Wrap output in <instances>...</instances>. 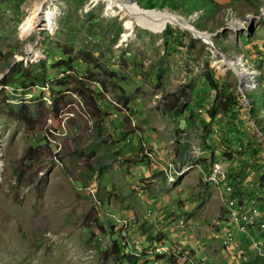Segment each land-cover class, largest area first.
<instances>
[{
  "label": "rangeland",
  "instance_id": "obj_1",
  "mask_svg": "<svg viewBox=\"0 0 264 264\" xmlns=\"http://www.w3.org/2000/svg\"><path fill=\"white\" fill-rule=\"evenodd\" d=\"M40 1L0 0V264H131L129 254L132 264H153L161 256L148 251L163 245L188 264H264L245 238L259 239L250 229L233 238L231 204L209 182L198 178L200 188L179 197L184 178L151 174L155 160L140 147L154 142L160 163H196L203 173L216 159L228 172L248 161L238 173L264 192V0H148L155 9L134 0L208 41L170 23L160 32L126 30L93 0H51L53 31L22 32ZM29 45L41 57L31 58ZM210 77L235 102V116L218 112L209 121ZM195 146L207 156L197 157ZM145 193L190 206L141 227L135 206ZM255 199L264 206V197ZM111 215L132 216L127 239Z\"/></svg>",
  "mask_w": 264,
  "mask_h": 264
},
{
  "label": "crops",
  "instance_id": "obj_2",
  "mask_svg": "<svg viewBox=\"0 0 264 264\" xmlns=\"http://www.w3.org/2000/svg\"><path fill=\"white\" fill-rule=\"evenodd\" d=\"M140 147L142 148V151H144V153L146 154L145 156H147L148 158H151L152 160H155V163L154 162L150 163L149 171H150L151 174L155 173L157 169H161L164 172V174H165V176H166V178H167V180L169 182H172V180L177 178V177H181L182 176L181 179L184 178L181 181V184H180L181 188L184 187V188H182L183 192L179 195V197L180 196H182V197L185 196V194L188 191L190 192L192 190V192H193V191L198 190L200 188V186L197 185L198 178L202 179V181L206 182L205 181L206 179L204 178L205 175L201 174L202 173V167H201L200 163H198L200 165V167H201L200 169H198L197 166H195V167L193 166V167H191L188 170V171H190L192 168H197L198 169L196 171L197 175H196V173H194L195 172L194 171L193 173L186 174L184 177H183V175L185 173L183 175H181V176L180 175H176V174H172V177H170L169 176V170H168L167 167H168V164L173 163L174 161H169V162L164 161V162L160 163V158H161L160 156L161 155H160V153H158L156 151V144L154 142L141 141L140 142ZM130 149L132 151H134V150L136 151V147L135 148H133V147L132 148H126V150H130ZM132 153H134V152H132ZM206 156H207V154L204 153V154L201 155L200 159H202V158H204ZM193 160L195 161L194 158H193ZM243 161H245V160L240 161L238 164L235 163V168L232 166L234 170L231 169L229 172H228L227 166L225 164V167H226V170H227V176L231 172H235V171L241 170V164H242ZM246 162H248V161H246ZM184 165H186V164H181V166H184ZM140 166L141 165L138 164V167H140ZM141 168H143V166ZM187 180H188V182H186ZM227 181L231 182L229 179ZM247 182H248V180L246 178L242 177V183H240V186H238V188L240 187V189H238V190L241 192L240 198L243 197L242 200L247 202V203H244V205L245 204L247 205L246 206L247 209L250 208L251 206L257 207V209L259 210V219L258 220L262 221V220H264V206L261 205V203L260 204L257 203V200L255 198L256 197H260V196L264 197L263 196L264 192L259 191V189H256L255 186H254L255 183L253 185L250 182H249V184ZM207 187L209 188V190L214 192L213 194H214L215 197L218 198V196H219L221 199L224 200L225 206L228 203V201L230 202L231 199L227 196V193H225V191L223 190L222 186L214 185L213 183L209 182V183H207ZM192 192H190V193H192ZM197 193H201V192H197ZM250 196L251 197L255 196V197L251 198ZM232 198H234V199H236V201L240 202L237 197H232ZM141 199H142L144 204H141V205L138 204L137 206H135V211H136V215H137L138 225H140L141 227L148 226V225H150V223H152V222H154L156 220L165 222L166 221L165 217H166L167 213H169L171 211H173V212H177L178 211L179 212L181 210H185L186 208H188V206H190L189 201H185V204L182 207L177 208L176 206H174L172 204V202H175V200H177V197H172L171 199L164 198L163 196L150 197L149 195H147L145 193V194H143L141 196ZM177 201H179V200H177ZM133 228H134V226L129 224V231L131 229H133ZM119 229H122V233L123 232H128V225L121 224V228H119ZM248 233H249V230H248V232L244 233V235L248 234ZM236 235H239V234H235V236ZM249 235H250V237H255V236L258 237L263 242V248H264V231L258 230L257 228H253V229H250ZM123 236L127 239V235L123 234ZM245 238L246 239H251V238H248L247 236ZM232 240H230V241H232ZM225 241H227V237L225 238ZM127 247H130L128 242H127ZM160 247L161 246H158V247L154 248L153 251H150V250L148 251V253H150V254L153 253L155 256L156 255H160L161 256V258L158 259V260L154 259L153 263L177 264L176 262H178L180 260V262H178L179 264H188V261L185 262V263H182L183 259H181L179 257L178 258L177 257L173 258V257L170 256V254L167 255L169 250L167 252H161V250H159L162 253V254H159L157 249L160 248ZM134 254H135V252H134ZM185 259H187L186 255H185L184 260Z\"/></svg>",
  "mask_w": 264,
  "mask_h": 264
},
{
  "label": "bare ground",
  "instance_id": "obj_3",
  "mask_svg": "<svg viewBox=\"0 0 264 264\" xmlns=\"http://www.w3.org/2000/svg\"><path fill=\"white\" fill-rule=\"evenodd\" d=\"M93 1H104L109 15H119L121 18H123V26L126 30L130 31L137 26L148 29L152 32H160L167 23H170L185 28L191 31L193 35H195L196 37H200L203 40L208 41V36H209L208 34L202 33L194 29L192 26L184 25L174 15L166 14L164 12H158V11L144 10L139 6H137L132 0H93ZM113 6H115L118 10L117 11L114 10ZM57 12H58L57 8L51 2V0H41L40 2H38L33 6V8L31 9L30 16L23 21V23L20 26V29L24 33L29 32L33 29H41L52 32L56 23L55 19L57 16ZM123 37H125V35ZM26 51L31 58L41 57L40 52L33 45L27 46ZM228 64H230V62ZM233 64L238 66L241 65L240 59H237L236 61L233 60ZM238 72H240V74H244L242 73V69L241 70L239 69ZM247 77H249V75H247ZM202 154H204V152H197V157L201 156ZM193 166L195 167L197 166V164L193 163L191 165L186 164L184 166H179V164L177 163H170L168 164L167 168L169 170V176L172 177V174H176V175L184 174ZM205 179L206 181L211 182L214 185L220 184L224 188V185L222 183L210 181L207 179L206 175H205ZM233 202H234L233 206H238L239 208H241L235 200H233ZM233 206L228 207L227 212L229 214V218L232 220V222H235L234 224L237 230L239 231V227H237V221H236L239 220V212L233 210ZM232 222L230 221L229 225H231ZM241 223H250V218L248 217V215L241 216ZM248 230L249 229H244V233L248 232ZM227 235L230 234L226 233V237ZM159 250H161V252H167L169 249L168 246L163 245L159 248Z\"/></svg>",
  "mask_w": 264,
  "mask_h": 264
},
{
  "label": "built area",
  "instance_id": "obj_4",
  "mask_svg": "<svg viewBox=\"0 0 264 264\" xmlns=\"http://www.w3.org/2000/svg\"><path fill=\"white\" fill-rule=\"evenodd\" d=\"M193 153L197 152H204L207 154V151L204 150L201 147L195 146L192 148ZM202 174H205L207 176V179L210 181L214 182H219L224 185V189L227 192V196L229 198L236 197L233 195V190L235 184L233 182H228L227 178V170L225 167V163L221 159H216L210 162L207 171ZM233 210H236L239 212V220L237 221V227H239V235H244V229H253L257 228L258 230L264 231V220L259 221V210L257 207L251 206L250 208H239L238 206H233ZM242 215H250V223H241V216ZM131 215H128L127 217H120V216H112V221L114 223L115 228H121V224H128V232H123L125 235H129V217ZM235 235H233V238ZM252 244L251 247L252 249L256 252L257 255H260L264 257V248H263V242L260 239H255L251 238ZM116 245L117 242H116ZM120 247V245H118ZM133 243L131 242V248L129 251L135 252L133 250ZM153 264H158V263H153Z\"/></svg>",
  "mask_w": 264,
  "mask_h": 264
},
{
  "label": "trees",
  "instance_id": "obj_5",
  "mask_svg": "<svg viewBox=\"0 0 264 264\" xmlns=\"http://www.w3.org/2000/svg\"><path fill=\"white\" fill-rule=\"evenodd\" d=\"M135 1L137 2V0H135ZM145 1H146L147 4H146V6H142V8H144V9H155V5L151 4V2H147L148 0H145ZM137 3L139 4V2H137ZM9 74L10 73H7L5 77H8ZM207 79H208V87H209V89L215 91L214 104L207 111V116H208L209 121L214 119L218 112L223 113V115H225L226 117L235 116L236 110L234 109L235 102H233V99L229 96V94H225L223 90H220V91L217 90L216 84L213 83L216 80H214L213 77H210V78H207ZM7 83H8V80L6 79V80L2 81L1 85L4 86ZM201 124L204 125L206 123L201 121ZM252 153L254 154L255 152L252 150ZM241 165H243L244 168L249 169L248 163L246 161H243ZM256 169H257V167H256ZM262 174H263V172L262 173L260 172V177H261ZM243 178H244V176H243ZM228 179L230 181L234 180V182H235L233 195L236 196L239 199V201H240V199L242 200L243 197L240 198L241 192L238 190V189H240V187L238 188V186H240V183H242V176L238 173V171H235V172L229 173ZM230 199H231L230 200V204H231V206H233L234 202H233V205H232L231 201H232V199L236 201V199H234V198H230ZM237 203H239V202H237ZM123 246H125V248H126V242H123ZM112 249H113L114 253H117V252L120 251L121 248L118 247V245H113ZM169 252H170L169 254H170L171 257H173V258H175V257L178 258L179 257V258L183 259L182 263L187 262V259L184 260V258H183L184 256L182 255L181 252L175 251L174 249H172L170 247H169ZM125 259L131 264L134 263L135 260H136L135 257L130 255V254L125 256Z\"/></svg>",
  "mask_w": 264,
  "mask_h": 264
},
{
  "label": "water",
  "instance_id": "obj_6",
  "mask_svg": "<svg viewBox=\"0 0 264 264\" xmlns=\"http://www.w3.org/2000/svg\"><path fill=\"white\" fill-rule=\"evenodd\" d=\"M133 2H135L134 0H132ZM136 3V2H135Z\"/></svg>",
  "mask_w": 264,
  "mask_h": 264
}]
</instances>
